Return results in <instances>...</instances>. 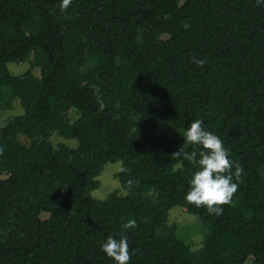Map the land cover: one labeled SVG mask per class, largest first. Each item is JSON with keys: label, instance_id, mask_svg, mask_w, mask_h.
<instances>
[{"label": "trees", "instance_id": "1", "mask_svg": "<svg viewBox=\"0 0 264 264\" xmlns=\"http://www.w3.org/2000/svg\"><path fill=\"white\" fill-rule=\"evenodd\" d=\"M60 3L0 0V264H115L100 243L121 234L129 264H264V3ZM16 101L23 114L4 125ZM196 119L244 170L219 216L184 199L196 165L172 155ZM118 162L123 194L94 199ZM177 207L206 228L201 248L170 224Z\"/></svg>", "mask_w": 264, "mask_h": 264}, {"label": "clouds", "instance_id": "2", "mask_svg": "<svg viewBox=\"0 0 264 264\" xmlns=\"http://www.w3.org/2000/svg\"><path fill=\"white\" fill-rule=\"evenodd\" d=\"M71 3L72 0H61L60 10L66 11ZM262 3L264 0H256L257 5ZM190 59L198 67L207 63L206 58L192 56ZM96 99L99 110L102 111L105 108V103L99 95ZM182 136L184 144L172 155L183 157L196 165L184 199L198 208L204 207L209 214L222 215V206L231 205L232 197L238 190L244 171L242 165L238 162L234 165V162L229 158L230 150L224 146L223 141L217 135L205 129L201 119L191 121ZM189 145L200 146L201 150L188 152L185 149ZM2 150L0 148V152ZM197 157L199 158L197 159ZM119 171H126V169L121 165ZM128 184L131 187L132 181H129ZM136 226L134 219H128L121 225V229H132ZM100 248L115 264H129L131 260L132 251L129 248L126 235L121 234L118 239L109 235L101 241Z\"/></svg>", "mask_w": 264, "mask_h": 264}, {"label": "rangeland", "instance_id": "3", "mask_svg": "<svg viewBox=\"0 0 264 264\" xmlns=\"http://www.w3.org/2000/svg\"><path fill=\"white\" fill-rule=\"evenodd\" d=\"M30 68H31L30 60L24 61V63L21 64L8 65L9 72L15 76L24 74ZM34 73L35 75L40 76L39 69H35ZM15 104L16 107L14 108V110L9 111L8 113H4L2 115V121L5 122L3 123L4 125H6V122H8L10 118L13 119L23 114V109L20 106L19 102L16 101ZM72 112L74 111H71L67 115V118L70 121L74 120L75 118ZM20 138L23 142H27V139L25 137H20ZM50 140L54 145L64 144L70 148H75L77 145V140L73 138L71 139L64 138L62 136H59L56 132L52 134ZM120 166H121L120 162L115 164H108L105 166L104 171L98 178L101 183L100 187L92 192V197L94 199L105 200L108 198V196L111 193L115 191H118L121 194H123V191L121 190L120 181L116 178ZM5 178H7V175L0 174V179H5ZM46 217L47 215L42 216V218H46ZM170 224L179 226V236L182 239H184L188 243V245H190V247L192 246L191 248L196 250L203 246L202 241H204L203 238L206 233V228L203 226L199 218L189 214L184 208L177 207L170 212ZM248 264H251V260H249Z\"/></svg>", "mask_w": 264, "mask_h": 264}]
</instances>
